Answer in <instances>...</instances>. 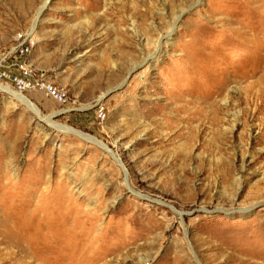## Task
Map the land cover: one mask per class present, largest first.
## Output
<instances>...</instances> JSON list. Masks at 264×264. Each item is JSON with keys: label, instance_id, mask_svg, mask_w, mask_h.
Returning <instances> with one entry per match:
<instances>
[{"label": "rangeland", "instance_id": "obj_1", "mask_svg": "<svg viewBox=\"0 0 264 264\" xmlns=\"http://www.w3.org/2000/svg\"><path fill=\"white\" fill-rule=\"evenodd\" d=\"M3 57L71 105L0 89V264H264V0H0Z\"/></svg>", "mask_w": 264, "mask_h": 264}, {"label": "built area", "instance_id": "obj_2", "mask_svg": "<svg viewBox=\"0 0 264 264\" xmlns=\"http://www.w3.org/2000/svg\"><path fill=\"white\" fill-rule=\"evenodd\" d=\"M30 41H24L22 53L29 50ZM12 68L17 69V73H12ZM0 82L10 84L14 91L21 94L41 93L44 97L51 99L60 105L63 109H68L71 105L69 92L43 79L33 68L27 64H11L8 57L0 59ZM99 120L104 121L106 114L102 108L97 111Z\"/></svg>", "mask_w": 264, "mask_h": 264}, {"label": "bare ground", "instance_id": "obj_3", "mask_svg": "<svg viewBox=\"0 0 264 264\" xmlns=\"http://www.w3.org/2000/svg\"><path fill=\"white\" fill-rule=\"evenodd\" d=\"M0 89H5V90H7L8 92H11L22 104H24V105H26L27 107H29L33 112H35L38 116H40V112H39V110H38V108L35 106V105H33L28 99H26L25 97H23L21 94H18V93H15V92H13V91H11L9 88H3L2 86H0ZM260 110V109H259ZM51 124V123H50ZM57 127V126H56ZM91 139V138H89V137H86V139ZM17 230V229H16ZM19 230V229H18ZM25 232H26V230H25ZM29 232V231H28ZM27 234V233H26ZM17 235V234H16ZM15 235V236H16ZM18 235H20V234H18ZM28 235V234H27ZM29 236V235H28ZM14 237V236H13ZM31 238V237H30ZM21 239V238H20ZM25 239V238H24ZM25 241V240H24ZM27 241H28V239H27ZM34 242V241H33ZM32 241H31V243H33ZM30 243V242H29ZM30 243V244H31ZM18 244H19V241H18ZM16 245V244H15ZM22 245V244H21ZM20 245V246H21ZM31 246H33L32 244H31ZM18 247V246H17ZM39 247V246H38ZM14 248V247H13ZM26 248V247H25ZM35 249V248H34ZM16 250H18V249H16ZM30 250V249H29ZM20 251V250H19ZM31 251H32V249H31ZM33 252V251H32ZM15 254L16 255H18L16 252H15ZM14 254V255H15ZM20 254H21V252H20ZM32 254V253H31ZM13 255V254H12ZM20 256V255H19ZM27 256V255H26ZM21 257V256H20ZM25 257V256H24ZM15 258H18V257H15ZM28 258V257H27ZM30 259H32V258H30ZM32 260H34V259H32ZM27 261H28V259H27ZM29 261H31V260H29ZM36 261V260H35ZM25 262V261H24Z\"/></svg>", "mask_w": 264, "mask_h": 264}, {"label": "water", "instance_id": "obj_4", "mask_svg": "<svg viewBox=\"0 0 264 264\" xmlns=\"http://www.w3.org/2000/svg\"><path fill=\"white\" fill-rule=\"evenodd\" d=\"M99 106V104L96 106V107H98ZM96 107H94L93 109H95ZM67 113V112H66Z\"/></svg>", "mask_w": 264, "mask_h": 264}]
</instances>
